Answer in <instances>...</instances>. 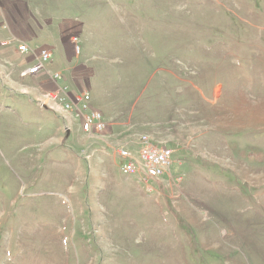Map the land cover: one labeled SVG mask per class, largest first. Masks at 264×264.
Instances as JSON below:
<instances>
[{
	"label": "rangeland",
	"instance_id": "374dc122",
	"mask_svg": "<svg viewBox=\"0 0 264 264\" xmlns=\"http://www.w3.org/2000/svg\"><path fill=\"white\" fill-rule=\"evenodd\" d=\"M73 1L84 103L131 123L0 100V264H264V0ZM140 136L172 150L148 188L113 158Z\"/></svg>",
	"mask_w": 264,
	"mask_h": 264
},
{
	"label": "crops",
	"instance_id": "0c3cea01",
	"mask_svg": "<svg viewBox=\"0 0 264 264\" xmlns=\"http://www.w3.org/2000/svg\"><path fill=\"white\" fill-rule=\"evenodd\" d=\"M73 2L0 0V100L14 102L19 100V97H24L29 102L38 104L43 101L44 95L53 93L57 86L66 87L70 98L87 89L81 78L87 75L88 69L82 64L72 63L73 57L80 55H75L72 39L77 37L76 34L82 31L83 26L81 21L74 17ZM19 46H25L27 50L21 52L18 50ZM42 50L49 52V58L60 56L61 53L63 57H57V60L60 63L64 60L62 66L48 59L44 63L45 72L32 76L24 75L27 69L37 63ZM64 52L66 56L63 55ZM57 73L67 76L62 75L61 80L55 84L50 76ZM44 104L41 109L53 110L59 117L67 118L70 113H63L60 106L49 101H44ZM127 118V122L131 123V117ZM127 118L121 112L104 115L106 128L101 135L113 139L122 135L123 131H127L124 122ZM64 130L65 135H68L67 125L60 130L62 136ZM128 139L121 140L120 144H131ZM110 147L109 145L108 149Z\"/></svg>",
	"mask_w": 264,
	"mask_h": 264
},
{
	"label": "built area",
	"instance_id": "2783aa9c",
	"mask_svg": "<svg viewBox=\"0 0 264 264\" xmlns=\"http://www.w3.org/2000/svg\"><path fill=\"white\" fill-rule=\"evenodd\" d=\"M75 55L80 53V47L76 38L72 39ZM18 50L26 51L25 46H19ZM50 54L46 50L39 53V60L31 68L27 69L24 75H35L45 72L44 63L49 59ZM56 84L61 80V75L53 74L50 76ZM88 97V93L84 92L80 95L70 98L66 87L57 86L53 93L44 95L43 101L38 103L40 108L44 107V101H49L54 105L60 106L63 113H69L74 110L76 116L80 120L81 129L89 136L101 135L106 123L101 113L89 108L84 103V99ZM136 150H131L126 144H118L112 148L113 158L122 161L120 166L121 173L126 176H132L137 182L144 185L160 182L164 176L170 173L172 161V150L165 145H161L153 141L147 136H140L135 142ZM149 186H147L148 188Z\"/></svg>",
	"mask_w": 264,
	"mask_h": 264
}]
</instances>
